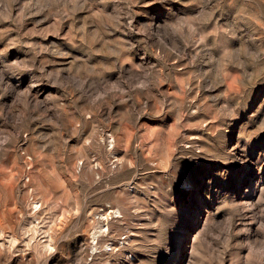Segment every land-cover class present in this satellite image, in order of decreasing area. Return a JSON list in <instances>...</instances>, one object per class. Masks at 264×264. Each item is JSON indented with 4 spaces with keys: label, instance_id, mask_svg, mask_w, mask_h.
<instances>
[{
    "label": "rangeland",
    "instance_id": "1",
    "mask_svg": "<svg viewBox=\"0 0 264 264\" xmlns=\"http://www.w3.org/2000/svg\"><path fill=\"white\" fill-rule=\"evenodd\" d=\"M0 264H264V0H0Z\"/></svg>",
    "mask_w": 264,
    "mask_h": 264
},
{
    "label": "bare ground",
    "instance_id": "2",
    "mask_svg": "<svg viewBox=\"0 0 264 264\" xmlns=\"http://www.w3.org/2000/svg\"><path fill=\"white\" fill-rule=\"evenodd\" d=\"M188 183V182H187ZM188 185V187H190L191 188V184L190 183H188L187 184ZM189 189V188H188ZM190 190V189H189ZM103 218V217H102ZM106 225H108L107 223H106ZM106 225H100V227L98 228V227H96V228H98V232H105L108 228L106 227ZM96 232L97 231H95V232H92V233H94L93 234V241L96 239ZM98 232H97V234H98ZM98 236H99V234H98ZM92 238V237H91ZM96 242V241H95ZM92 245V244H91ZM95 245H96V243H95ZM107 246V245H106ZM97 248V247H96ZM92 249H93V247H92ZM132 257V256H131Z\"/></svg>",
    "mask_w": 264,
    "mask_h": 264
}]
</instances>
